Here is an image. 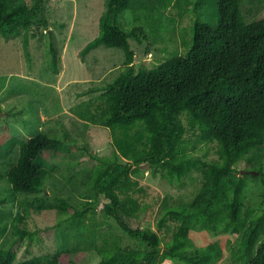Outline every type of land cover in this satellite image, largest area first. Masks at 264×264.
<instances>
[{
	"label": "trees",
	"instance_id": "16d2710c",
	"mask_svg": "<svg viewBox=\"0 0 264 264\" xmlns=\"http://www.w3.org/2000/svg\"><path fill=\"white\" fill-rule=\"evenodd\" d=\"M206 0H184L197 10ZM179 0H107L99 16V31L82 48L86 53L99 45L120 47L122 69L101 88L95 103L73 107L80 118L107 126L112 132L114 153L100 156L88 150L93 160L91 187L94 198L80 209L66 200L44 203L38 208L70 214L102 211L112 217L141 248L114 245L99 249V264H213L223 245L213 240L194 246V228L231 233L239 238L232 250L241 264H264V241L254 250L264 225V14L247 21L241 0H214L216 22L194 18L191 39L184 54H175L153 67L135 61L131 40L146 39L143 27L119 25L123 9H164ZM45 0H0V34L16 36L20 29L48 26ZM29 37L25 35L24 47ZM50 51L56 57L54 41ZM186 119V125L183 121ZM194 136L216 143L217 158L193 155ZM18 145V156L4 177L12 196L37 194L51 176L46 153L62 140L47 132L20 139L5 128L0 143ZM191 142L189 145H187ZM88 149V148H87ZM243 162L250 173H240ZM161 168L169 180H183L191 170H200L203 181L191 200H161L155 227L145 225L141 169ZM251 178L262 186L260 204H247L246 188ZM33 209L31 204L25 205ZM18 220H22L19 216ZM16 233L24 228L16 224ZM167 228L168 239L160 248L159 231ZM85 248L60 249L46 256L17 260L13 241L0 247V264H88Z\"/></svg>",
	"mask_w": 264,
	"mask_h": 264
},
{
	"label": "rangeland",
	"instance_id": "374dc122",
	"mask_svg": "<svg viewBox=\"0 0 264 264\" xmlns=\"http://www.w3.org/2000/svg\"><path fill=\"white\" fill-rule=\"evenodd\" d=\"M27 3L32 0H16ZM107 0H45L48 26L21 28L16 36L0 34V133L5 128L20 138L47 132L62 140V144L46 153L51 176L44 179V188L37 194L19 193L12 196L4 177L8 166L18 156V145L0 143V247L13 241L17 260L46 256L60 249L85 248L88 264H99V249L114 245L141 248L137 238L128 235L117 222L97 208L85 216L39 209L44 203L66 200L80 209L84 200L94 198L91 187L93 160L84 158L86 152L112 156V132L104 125L80 118L73 107L82 102H97L101 88L123 67L124 53L120 47L99 45L86 53L81 48L99 31V16ZM170 5L164 9H123L119 25L126 29L141 26L146 33L142 42L131 40L135 61L144 67H153L175 54H184L191 39L194 18L208 23L216 22V4L206 0L197 10L192 4ZM241 10L247 21L264 14V0H241ZM25 35L29 37L24 47ZM54 41L56 57L50 51ZM186 125V119L183 117ZM190 153L204 160L216 159V143H205L198 137ZM189 142L187 145H189ZM88 148V149H87ZM240 173H250L243 162ZM145 188L142 203L145 207V225L155 227V219L164 197L191 200L199 189L203 176L200 170H191L183 180H169L158 168L154 172L141 169ZM247 204H260L262 186L251 178L246 188ZM31 204L33 209L25 207ZM21 216L22 220H18ZM16 224L24 228L16 233ZM167 228L159 231L160 248L168 239ZM191 240L196 247L217 241L223 253L213 264H241L233 260L232 250L239 238L231 233L194 228ZM264 241V225L256 247ZM167 264H182L172 260Z\"/></svg>",
	"mask_w": 264,
	"mask_h": 264
}]
</instances>
